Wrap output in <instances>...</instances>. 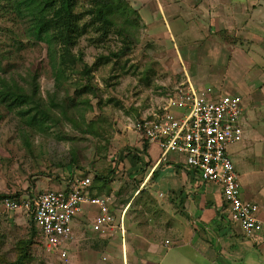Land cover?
<instances>
[{"label": "rangeland", "instance_id": "obj_1", "mask_svg": "<svg viewBox=\"0 0 264 264\" xmlns=\"http://www.w3.org/2000/svg\"><path fill=\"white\" fill-rule=\"evenodd\" d=\"M91 5L92 0H77L75 11L85 13ZM127 8L125 16L112 17L114 27L107 38L88 27L72 50L91 68L89 76L79 66L56 80L57 67L47 45L28 32L32 14L14 0H0V91L4 85L30 95L35 91L38 104H31L36 109L30 117L42 121L30 126L28 117L19 112L25 109H8L0 103V264H14L18 243L30 237L33 244L24 264H62L43 251L36 231L31 234L32 214L4 211V199L31 203L48 190L44 182L62 186L69 171H90L98 175L99 188L113 181L125 203L133 188L123 165L125 155L140 144L133 125L156 111L159 99L186 75L212 72L205 56L186 50L191 40L177 39L174 27L166 36L156 23H142ZM81 16V25L91 21L90 16ZM181 46H186L184 51ZM118 220L123 222L122 217ZM192 264L208 263L197 257Z\"/></svg>", "mask_w": 264, "mask_h": 264}, {"label": "crops", "instance_id": "obj_2", "mask_svg": "<svg viewBox=\"0 0 264 264\" xmlns=\"http://www.w3.org/2000/svg\"><path fill=\"white\" fill-rule=\"evenodd\" d=\"M124 1L142 23H156L166 36L174 27L177 39L192 43L180 50L186 47L208 61L205 66L212 72L186 75L167 95L189 81L211 87L218 96L242 99V138L230 144L226 154L234 165L241 199L258 208L261 230L245 237L231 222L219 185L204 182L183 156L169 154L160 161L159 147L135 132L140 144L130 150L137 161L126 158L123 163L133 185L125 203L113 181L99 188L93 184L98 175L90 171H69L62 186L43 183L47 191L63 193L73 174H91L89 196L112 197L115 235L96 234L92 225L98 208L82 205L65 243L67 264H192L197 257L208 264H264V0ZM208 34L212 39L202 45ZM194 41L200 44L195 46ZM53 257L61 261L56 254Z\"/></svg>", "mask_w": 264, "mask_h": 264}, {"label": "built area", "instance_id": "obj_3", "mask_svg": "<svg viewBox=\"0 0 264 264\" xmlns=\"http://www.w3.org/2000/svg\"><path fill=\"white\" fill-rule=\"evenodd\" d=\"M242 111L239 96H218L211 87H196L188 81L161 99L156 111L133 126L142 139L159 147L160 161L169 154L183 156L185 164L197 171L204 182L219 185L231 222L251 238L261 230L258 208L241 199L234 165L226 154V148L242 138ZM92 179L91 174H73L63 193L44 191L31 203L4 199L2 207L6 212L24 210L32 214L43 251L56 254L67 264L65 243L70 237L72 219L82 205L98 208L92 225L96 234L113 237L116 233L110 213L112 197H90Z\"/></svg>", "mask_w": 264, "mask_h": 264}, {"label": "trees", "instance_id": "obj_4", "mask_svg": "<svg viewBox=\"0 0 264 264\" xmlns=\"http://www.w3.org/2000/svg\"><path fill=\"white\" fill-rule=\"evenodd\" d=\"M8 1V0H4ZM18 6H24L26 10L32 14L33 18L30 23L28 32L33 36L34 40L43 42L47 45L51 60L56 64L55 77L56 80L64 75L67 70H75L79 67L82 69V74L89 76L91 68L88 67L81 54L75 55L73 49L76 47L79 38L84 34L88 27L94 29L101 38H107L111 34L114 24L113 16H125L126 2L124 0H92V5L85 13H76L75 8L77 0H14ZM128 9V8H127ZM81 15L90 16L91 21L87 24H80ZM119 56V54H116ZM115 55V56H116ZM57 57V59H56ZM36 93L32 95L24 93L20 88H10L4 85L0 91V103L6 105L8 109H25L21 112L24 117H28L27 123L41 124L42 121L34 116L30 117V113L35 110L31 109V104L34 102ZM33 108V107H32ZM44 115V114H43ZM43 117V116H42ZM40 117V118H42ZM39 118V119H40ZM147 144L144 142L143 152L146 150ZM126 158H129L133 163L137 161V157L131 152L126 153ZM74 163L71 160L70 165ZM69 165V169L72 166ZM113 172H111L112 174ZM98 176H95L93 184L98 181ZM92 184V186H93ZM37 232V243L39 242V231L32 222L31 234ZM32 238L21 241L17 245L19 255L14 264H24L32 246Z\"/></svg>", "mask_w": 264, "mask_h": 264}]
</instances>
